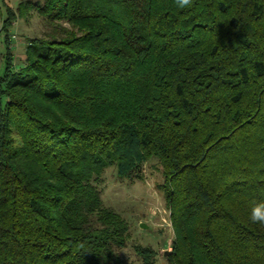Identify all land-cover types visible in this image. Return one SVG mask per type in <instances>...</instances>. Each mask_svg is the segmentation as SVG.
I'll use <instances>...</instances> for the list:
<instances>
[{"label": "trees", "instance_id": "obj_1", "mask_svg": "<svg viewBox=\"0 0 264 264\" xmlns=\"http://www.w3.org/2000/svg\"><path fill=\"white\" fill-rule=\"evenodd\" d=\"M47 26L13 68L7 30ZM0 264H156L97 186L155 159L169 264H264V0H26L6 7Z\"/></svg>", "mask_w": 264, "mask_h": 264}, {"label": "rangeland", "instance_id": "obj_2", "mask_svg": "<svg viewBox=\"0 0 264 264\" xmlns=\"http://www.w3.org/2000/svg\"><path fill=\"white\" fill-rule=\"evenodd\" d=\"M21 1L26 0H0V78L5 72L7 52L4 32L1 30L2 21L6 17V7L15 10ZM46 28L45 21L35 9H30L25 17L15 19L7 30V44L14 69L21 67L24 62L27 41L43 36ZM0 87L3 88L4 84L1 83ZM6 101L5 95L0 94V108L4 107ZM162 181L156 160L150 159L143 165L140 178L119 179L115 168L108 167L99 176L97 186L103 204L118 212L128 223L129 238L121 253L132 256L131 245H149L157 252L156 264H169L163 253L171 250L173 234L169 211L160 188ZM141 223L145 226H141Z\"/></svg>", "mask_w": 264, "mask_h": 264}, {"label": "clouds", "instance_id": "obj_3", "mask_svg": "<svg viewBox=\"0 0 264 264\" xmlns=\"http://www.w3.org/2000/svg\"><path fill=\"white\" fill-rule=\"evenodd\" d=\"M177 7L187 8L192 4V0H175ZM250 219L253 223L264 225V203L257 204L253 207Z\"/></svg>", "mask_w": 264, "mask_h": 264}, {"label": "water", "instance_id": "obj_4", "mask_svg": "<svg viewBox=\"0 0 264 264\" xmlns=\"http://www.w3.org/2000/svg\"><path fill=\"white\" fill-rule=\"evenodd\" d=\"M140 225H141V226H145L143 223H141ZM169 253H170V251L166 250V251H164L163 254H164V256H166V255H169Z\"/></svg>", "mask_w": 264, "mask_h": 264}]
</instances>
